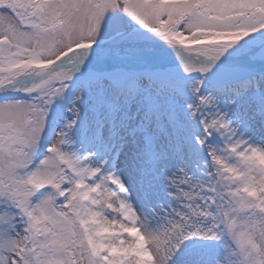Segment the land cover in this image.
<instances>
[{"label":"snow or ice","instance_id":"1","mask_svg":"<svg viewBox=\"0 0 264 264\" xmlns=\"http://www.w3.org/2000/svg\"><path fill=\"white\" fill-rule=\"evenodd\" d=\"M0 264H264V0H0Z\"/></svg>","mask_w":264,"mask_h":264}]
</instances>
